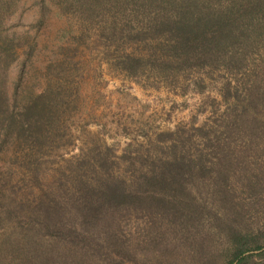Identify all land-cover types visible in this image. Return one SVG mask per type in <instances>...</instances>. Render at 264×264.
<instances>
[{
    "label": "trees",
    "instance_id": "16d2710c",
    "mask_svg": "<svg viewBox=\"0 0 264 264\" xmlns=\"http://www.w3.org/2000/svg\"><path fill=\"white\" fill-rule=\"evenodd\" d=\"M23 1L0 0V264H135L121 233L129 217L144 218L141 244L153 236L161 251L180 245L177 264H264V225L241 222L234 190L264 205V0H31L63 17L61 38L70 39L38 86L27 64L34 39L8 24ZM91 33L108 66L141 86L154 83L149 74L168 85L179 75L180 94L185 85L202 92L190 73H220L224 108L213 122L156 133L158 154L134 156L127 144L117 155L133 165L126 178L104 146L46 182L45 156L66 142L77 105L71 55ZM201 190L213 209L191 193Z\"/></svg>",
    "mask_w": 264,
    "mask_h": 264
},
{
    "label": "rangeland",
    "instance_id": "374dc122",
    "mask_svg": "<svg viewBox=\"0 0 264 264\" xmlns=\"http://www.w3.org/2000/svg\"><path fill=\"white\" fill-rule=\"evenodd\" d=\"M8 24L20 33L27 32L34 39L35 48L27 64L28 69L34 70L37 76L35 81L38 86L42 82L38 76L43 71L42 67L47 62L63 56L64 51L59 47L70 41L69 38H61L60 31L65 26V19L57 18L51 12L44 14L31 0H25L10 17ZM100 42L101 39L91 33L84 37L83 42H77L76 50L71 55V60L77 66V69L70 73L74 84L77 85L74 91L77 105L66 120V142L45 156L46 182L50 181L57 167H63L68 160L73 161L79 153L86 152L89 148L102 149L104 146H111L114 150L112 157L116 161H119L117 155L127 144H130V154L134 156L147 157L158 154L156 133L172 130L176 126L189 127L190 124L213 122L224 108L216 89L222 78L220 73H190L191 76L202 78V92L195 91L191 85H185L183 94H180L182 86L179 75H174V82L168 85L167 82L149 74L147 81L150 83L155 79L154 83L141 86L144 80L139 84L108 66L109 56L104 55V45ZM133 47L134 44L121 45L123 51L136 52L137 47ZM16 70V67H12L10 76H15ZM132 168L133 165L128 166L120 160L112 171L126 178ZM22 175L23 172L17 169L12 179L20 183ZM21 189L26 188L23 186ZM35 190L39 191L36 187ZM234 190L235 194L242 198L241 222L246 223L250 230L263 227L264 205L256 201L255 196ZM201 191L191 193L199 202H209L208 194L205 190ZM207 204L213 209L210 202ZM145 227L146 223L141 217H129L121 222L122 236L133 245L135 264H169L172 258L177 264L183 252L182 247L177 245L172 247L171 252L161 251L154 245L157 240L152 238L153 236L147 240L149 243L141 244ZM164 242L168 244L169 239L166 238Z\"/></svg>",
    "mask_w": 264,
    "mask_h": 264
}]
</instances>
